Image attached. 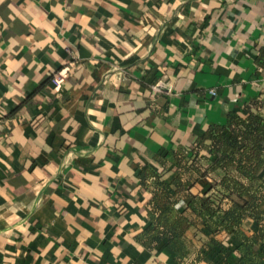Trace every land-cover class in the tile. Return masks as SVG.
<instances>
[{
	"label": "crops",
	"instance_id": "obj_1",
	"mask_svg": "<svg viewBox=\"0 0 264 264\" xmlns=\"http://www.w3.org/2000/svg\"><path fill=\"white\" fill-rule=\"evenodd\" d=\"M253 99L264 0H0V264H216L194 227L182 260L137 240L140 172L172 180L175 154Z\"/></svg>",
	"mask_w": 264,
	"mask_h": 264
},
{
	"label": "trees",
	"instance_id": "obj_2",
	"mask_svg": "<svg viewBox=\"0 0 264 264\" xmlns=\"http://www.w3.org/2000/svg\"><path fill=\"white\" fill-rule=\"evenodd\" d=\"M178 175L168 181L151 166H143L141 184L151 187L150 223L136 235L145 247L164 245L182 260L191 252L186 232L194 227L203 246L198 259L216 264L264 262V104L257 99L231 110L226 123L210 126L194 147L175 154ZM218 173L209 182L218 194L195 192L200 178ZM154 180H150V179ZM230 202L224 206V200ZM255 223L254 232L249 228ZM222 232L237 240L231 245L219 238Z\"/></svg>",
	"mask_w": 264,
	"mask_h": 264
},
{
	"label": "built area",
	"instance_id": "obj_3",
	"mask_svg": "<svg viewBox=\"0 0 264 264\" xmlns=\"http://www.w3.org/2000/svg\"><path fill=\"white\" fill-rule=\"evenodd\" d=\"M52 79L57 86H60L63 81V75L61 74V72L55 73Z\"/></svg>",
	"mask_w": 264,
	"mask_h": 264
}]
</instances>
